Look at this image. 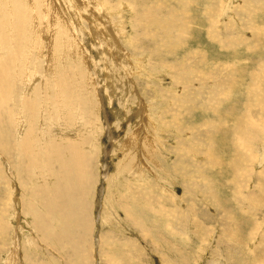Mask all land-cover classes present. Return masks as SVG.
<instances>
[{
    "label": "rangeland",
    "instance_id": "1",
    "mask_svg": "<svg viewBox=\"0 0 264 264\" xmlns=\"http://www.w3.org/2000/svg\"><path fill=\"white\" fill-rule=\"evenodd\" d=\"M0 3V264H264V0Z\"/></svg>",
    "mask_w": 264,
    "mask_h": 264
},
{
    "label": "bare ground",
    "instance_id": "2",
    "mask_svg": "<svg viewBox=\"0 0 264 264\" xmlns=\"http://www.w3.org/2000/svg\"><path fill=\"white\" fill-rule=\"evenodd\" d=\"M1 1V0H0ZM174 1V0H173ZM2 3V2H1ZM0 3V6L1 5H3V4H1ZM256 4V3H255ZM1 9V8H0ZM3 9V8H2ZM260 8H258V9H256V11H258ZM263 9H264V5H263ZM30 10V9H29ZM248 10V9H247ZM0 11H2V10H0ZM245 11V10H244ZM264 11V10H263ZM208 12V11H207ZM6 13V12H5ZM5 13H2V12H0V14L2 15H4ZM210 13V12H209ZM7 14V13H6ZM211 14H212V12H211ZM0 15V16H1ZM8 16H6V15H4V16H6L7 18H9V14H7ZM26 15H28V13L26 14ZM4 16H2V17H4ZM193 16V15H192ZM246 16V15H245ZM249 16H250V14H249ZM255 17V16H254ZM5 18V17H4ZM242 19V18H241ZM253 19V18H252ZM251 19V21H250V23H249V21L248 20H246V22L245 23H243V24H245V26H243V27H247V26H249V25H254V24H257L258 22L257 21H259V20H255V19H253L252 20ZM1 20V23L3 24V26H4V24L6 23L5 21H3V19H0ZM245 20V19H244ZM215 21V20H214ZM5 22V23H4ZM242 22V21H241ZM247 24H249V25H247ZM261 24V23H260ZM247 25V26H246ZM241 26H242V23H241ZM249 28H251V26L250 27H248V29ZM241 30V29H240ZM101 31V30H100ZM196 31V30H195ZM208 31V30H207ZM213 32V31H212ZM220 32V31H219ZM212 34H214V33H212ZM246 34V33H245ZM225 36V35H224ZM231 36H233V35H231ZM240 36V35H239ZM242 36V35H241ZM250 36H256V35H252V34H250ZM209 37H210V34H209ZM217 37V36H216ZM262 37V36H261ZM230 38V37H229ZM238 38V37H237ZM244 38V37H243ZM250 38V37H249ZM211 39V38H210ZM220 40H221V35H220V38H219ZM245 39H247V38H245ZM250 39H252V37L250 38ZM234 40V39H233ZM237 40V39H236ZM241 40V39H240ZM248 40V43L250 42V40L249 39H247ZM239 41V40H238ZM245 43V42H244ZM261 43V42H260ZM263 43V42H262ZM222 44V43H221ZM222 46V45H221ZM223 48L224 49H227V48H231L230 47V45H229V43H228V45H227V48H226V45H223ZM255 49L254 48H250V51H251V53L254 51ZM249 51V52H250ZM256 53V52H255ZM203 57V56H202ZM202 60V59H201ZM262 62H263V60H262ZM200 63V62H199ZM198 63V64H199ZM196 66V65H195ZM260 66H261V68L264 66V63H261L260 64ZM140 67V66H139ZM198 68V67H197ZM232 68V67H231ZM141 71H142V69H141ZM236 71H237V69H236ZM263 71V70H262ZM241 73V72H240ZM204 76V75H203ZM240 77V76H239ZM248 77H250V80H251V82H250V84L248 85L251 89H253V88H255L256 86H255V84L253 85V86H250V85H252L255 81H257L256 79H257V77L258 78H260V79H263L264 78V74H263V72L262 73H259V74H257L256 72H252L251 74H249L248 75ZM153 78V77H152ZM260 79H259V81H260ZM216 80V79H215ZM226 80V79H225ZM27 82V81H26ZM209 82V81H208ZM258 82V81H257ZM197 83V82H196ZM199 83H200V81H199ZM238 83V81L237 80H233L232 79V81H230L229 83H228V86H230V87H234V85L235 84H237ZM220 84V83H219ZM259 84V83H258ZM260 85V84H259ZM220 86H222V85H220ZM219 86V87H220ZM10 87H13V86H10ZM217 87V86H216ZM26 88V87H25ZM200 89V88H199ZM221 89V88H220ZM29 90V89H28ZM201 90V89H200ZM222 90V89H221ZM254 92H255V90H253ZM223 94H228L229 93V91H223L222 92ZM247 93H248V95L249 96H251V94L253 93L252 91L251 92H249V91H247ZM256 93V92H255ZM254 94V93H253ZM218 95H220L219 97H222L221 99H223V96L221 95V94H218ZM228 96H230V95H228ZM164 97V96H163ZM224 99H228V98H225L224 97ZM223 99V100H224ZM186 101V100H185ZM187 102V101H186ZM185 102V103H186ZM229 102V101H228ZM230 103H231V101H230ZM227 117V116H226ZM225 117V118H226ZM228 120V119H227ZM230 120V119H229ZM8 122H9V120H8ZM231 126H233V125H231ZM9 127H11V126H9ZM23 127V126H22ZM216 127V126H215ZM7 128H8V126H7ZM21 128V127H20ZM24 128V127H23ZM10 129V128H9ZM22 129V128H21ZM214 129V128H213ZM225 129V128H224ZM232 131H235L234 133V136H236L237 137V134L236 133H238V131H236L237 130V127L234 129V126L232 127ZM171 130V129H170ZM216 130V129H215ZM217 130L218 131H221L220 129H218L217 128ZM229 130V129H228ZM231 130V129H230ZM252 130V129H251ZM23 131V130H22ZM21 131V132H22ZM18 132H20V131H18ZM222 132V131H221ZM247 132V131H246ZM17 133V132H16ZM23 133V132H22ZM211 133H212V131H211ZM216 133H217V131H216ZM216 133H215V131H214V134L216 135ZM12 134H14V133H12ZM68 134H69V132H68ZM67 134V135H68ZM247 133H245V135H246ZM8 135V134H7ZM6 135V136H7ZM14 135H17V134H14ZM70 135V134H69ZM221 135V134H220ZM217 136V135H216ZM67 137V136H66ZM7 138V137H6ZM113 139V138H112ZM236 141H238L237 139H234V141H233V143H234V145H235V147H236ZM74 142V141H73ZM133 143H134V145L136 144V141H135V139L134 138H131L129 141H127L126 142V146H128V148L130 147V146H132L133 145ZM154 143H155V141H154ZM214 143V142H213ZM84 144V143H83ZM147 144V143H146ZM145 144V145H146ZM79 145V144H78ZM157 145V144H156ZM212 145H214V144H212ZM150 146H151V144H150ZM75 147L76 146H74L73 144H69V143H67L66 144V146L65 145H61V143H56L55 144V147H54V149H55V153H56V157H58L57 158V162L59 163V167H60V169L61 170H59V172H60V174L62 173L63 175V180H65V181H68L69 182V180L73 177V179H75L76 178V176H79L78 174H81L82 173V171H80V170H78L77 168H80V166H79V163H76L75 161H69V159L70 158H68V156L70 155V152L71 151H73L74 149H75ZM120 148V147H119ZM53 149V148H52ZM211 151V150H210ZM83 152H84V150H83ZM213 154V153H212ZM28 155V154H27ZM80 155V154H79ZM29 156V155H28ZM78 156V155H77ZM244 156V155H243ZM62 157H65V160H66V162H61V158ZM68 158V159H67ZM82 158V157H81ZM80 158V159H81ZM32 160V159H31ZM64 160V159H63ZM64 160V161H65ZM82 160H83V158H82ZM87 160H89V159H87ZM33 161V160H32ZM81 161V160H80ZM149 161H151V159L149 160ZM221 161V160H220ZM28 162V161H27ZM31 162V161H30ZM36 162V161H35ZM213 163H215V165H219V161L218 160H213L212 161ZM223 162V161H222ZM222 162H220L221 164H222ZM37 163V162H36ZM82 163V162H81ZM131 163V162H130ZM140 163V162H139ZM230 164H231V162H230ZM33 165H34V163H33ZM57 165V164H56ZM214 165V166H215ZM224 166V165H223ZM125 168V167H124ZM56 170V169H55ZM235 170V169H234ZM64 171V172H63ZM46 172V171H45ZM222 172V171H221ZM42 175V174H41ZM40 175V176H41ZM137 176H139L138 178H141V177H144L143 176V173L139 170V172L136 174ZM136 175H135V177H136ZM234 175V174H233ZM45 176V175H44ZM61 176V175H60ZM59 175H57V178L58 177H60ZM134 176V175H133ZM204 176V175H203ZM202 176V177H203ZM67 177V178H66ZM166 177H167V174H166ZM42 178V177H41ZM44 178V177H43ZM66 178V179H65ZM137 178V177H136ZM234 178V177H233ZM40 179V178H39ZM46 179H47V177H46ZM41 180H43V179H41ZM46 181H48V180H46ZM50 182V181H49ZM80 182V181H79ZM161 183H162V181H161ZM48 184V183H47ZM163 185H162V187H163V189H162V191H166V193H168L169 192V189H167V185H170L169 183H167V181H166V178H164V180H163V183H162ZM234 184H236V183H234ZM44 185V184H43ZM45 186V185H44ZM64 187H65V185H64ZM48 190L45 192L44 191V189H41L44 193H47V194H49V195H51L52 197H53V199H54V201H55V205L56 206H54L53 204H49L48 205V208L50 209V210H57V211H59V212H61V214L60 215H62V217H64V218H66L67 220H72L70 217H71V215H73V213L75 212V214H77V215H80L81 213H80V211L81 210H79V211H77V210H72L71 209V204H70V202H69V193H72V192H70V189H71V187L68 189V190H65V189H63V190H60V191H58V192H56V190H53L52 189V187L51 186H48ZM261 188V187H260ZM212 189H213V187H212ZM59 190V189H58ZM37 192V190L35 191V193ZM38 192H40V191H38ZM37 192V193H38ZM78 194V193H77ZM171 194H173V199H175V196H174V193H171ZM37 195V194H36ZM164 195V194H163ZM166 195V194H165ZM80 197V196H79ZM40 198H42L43 199V197L41 196ZM81 198V197H80ZM78 199V198H77ZM44 200V199H43ZM63 201H64V203H63ZM219 202V201H218ZM217 202V203H218ZM222 208V207H221ZM220 208V209H221ZM77 209V208H76ZM79 209V208H78ZM227 210V209H226ZM218 211H219V209H218ZM231 211V210H230ZM220 213H221V211H220ZM125 214V213H124ZM232 216V215H231ZM59 217V216H58ZM228 219H230V218H228ZM144 222V220H141L140 222H138L139 224H140V229L141 230H143V231H146L147 233H148V237L149 238H152V239H155V240H157V241H160L161 240V236H158V237H155V233L154 232H152L153 230H151L152 229V227H148V228H146V229H144L143 227H142V223ZM68 226V225H67ZM75 227V223H72V224H70V228H74ZM139 230V229H138ZM153 233V234H152ZM235 233H236V231H235ZM236 235V234H235Z\"/></svg>",
    "mask_w": 264,
    "mask_h": 264
}]
</instances>
